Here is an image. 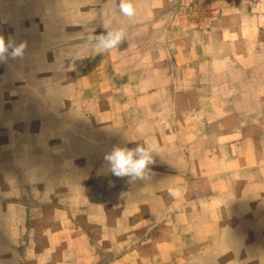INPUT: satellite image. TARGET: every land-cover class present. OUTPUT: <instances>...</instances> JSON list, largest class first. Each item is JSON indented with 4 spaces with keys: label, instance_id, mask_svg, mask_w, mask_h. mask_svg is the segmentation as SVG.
<instances>
[{
    "label": "rangeland",
    "instance_id": "374dc122",
    "mask_svg": "<svg viewBox=\"0 0 264 264\" xmlns=\"http://www.w3.org/2000/svg\"><path fill=\"white\" fill-rule=\"evenodd\" d=\"M134 3L0 0V264H264V0Z\"/></svg>",
    "mask_w": 264,
    "mask_h": 264
},
{
    "label": "clouds",
    "instance_id": "9594fccd",
    "mask_svg": "<svg viewBox=\"0 0 264 264\" xmlns=\"http://www.w3.org/2000/svg\"><path fill=\"white\" fill-rule=\"evenodd\" d=\"M119 13L132 18L136 15L134 0H118ZM107 29L100 34H90L87 39L93 44L97 54L117 48L126 37L124 28ZM27 41L16 42L9 36L7 39L0 33V64L9 59H23L27 50ZM158 146L148 140L138 143L134 148L127 145H115L110 152L104 154V161L108 164L110 172L119 178L127 177L129 182L147 180L150 178L152 167L155 164L154 154ZM177 195L176 192H170Z\"/></svg>",
    "mask_w": 264,
    "mask_h": 264
}]
</instances>
